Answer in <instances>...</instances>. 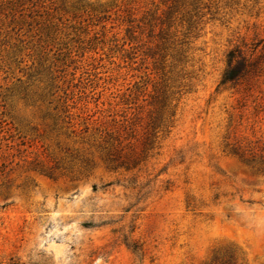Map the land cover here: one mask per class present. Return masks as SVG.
I'll list each match as a JSON object with an SVG mask.
<instances>
[{
  "label": "rangeland",
  "instance_id": "rangeland-1",
  "mask_svg": "<svg viewBox=\"0 0 264 264\" xmlns=\"http://www.w3.org/2000/svg\"><path fill=\"white\" fill-rule=\"evenodd\" d=\"M0 264H264V0H0Z\"/></svg>",
  "mask_w": 264,
  "mask_h": 264
},
{
  "label": "trees",
  "instance_id": "trees-1",
  "mask_svg": "<svg viewBox=\"0 0 264 264\" xmlns=\"http://www.w3.org/2000/svg\"><path fill=\"white\" fill-rule=\"evenodd\" d=\"M240 57L235 65H233L234 60ZM234 52H230L228 55V68L223 76V83H230L238 79L246 70V65L244 59L241 56H237Z\"/></svg>",
  "mask_w": 264,
  "mask_h": 264
}]
</instances>
